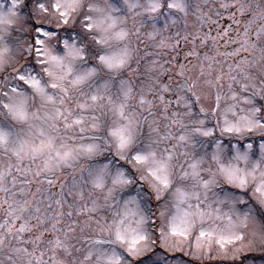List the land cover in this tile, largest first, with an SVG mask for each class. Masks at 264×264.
Wrapping results in <instances>:
<instances>
[{"label": "snow or ice", "instance_id": "6c2138e0", "mask_svg": "<svg viewBox=\"0 0 264 264\" xmlns=\"http://www.w3.org/2000/svg\"><path fill=\"white\" fill-rule=\"evenodd\" d=\"M40 109L66 167L17 147ZM0 212V264L264 257V0H0Z\"/></svg>", "mask_w": 264, "mask_h": 264}, {"label": "clouds", "instance_id": "9594fccd", "mask_svg": "<svg viewBox=\"0 0 264 264\" xmlns=\"http://www.w3.org/2000/svg\"><path fill=\"white\" fill-rule=\"evenodd\" d=\"M43 109L33 112L24 122L16 136V144L26 157H36L38 160H49L53 166L66 167L74 162L80 154V145L67 139H61L59 133L45 126L44 134L38 132V125L45 121ZM30 207L29 203L16 206L15 214H25Z\"/></svg>", "mask_w": 264, "mask_h": 264}, {"label": "rangeland", "instance_id": "374dc122", "mask_svg": "<svg viewBox=\"0 0 264 264\" xmlns=\"http://www.w3.org/2000/svg\"><path fill=\"white\" fill-rule=\"evenodd\" d=\"M213 18L215 19V17H213ZM229 23H230V21L228 20L227 16H224V17L221 18L218 27L219 28L227 27ZM212 27H213V34H215V31L217 30V26H212ZM235 28H236V26L233 25V30L231 32H229L230 36H233V37L235 36ZM221 46H222V50H224V41L223 40L221 41ZM233 47H235V45L229 44V45H227V50L230 51ZM186 50L187 49H184V48H181V49L177 50L178 55L174 56V62L175 63H184L185 62V60H184V52ZM209 54H211V52ZM165 58H167V57H165ZM220 59H222V58H220ZM175 63H174L173 66H175ZM225 69H226V65H225ZM198 71H199L198 69H194L193 73L195 74ZM223 92L225 94L228 93V89H227V84L226 83H225V87H224ZM211 103H212L211 100L205 101V106H208ZM229 103H231V100H229L226 95L222 96L221 109H223ZM229 118H231V114L230 113H229ZM68 179L71 180V177L69 176ZM45 187H46V185H45ZM2 218H3V213L0 212V219H2ZM191 239H192V241L194 243L195 242V236H193ZM215 249H216V246L214 245L213 246V252L214 253H215ZM247 255H248V257L250 259L253 260V264H264V257L260 256L259 254L247 253ZM214 264H219V262H214ZM224 264H239V262L238 261H227L226 260V261H224Z\"/></svg>", "mask_w": 264, "mask_h": 264}]
</instances>
